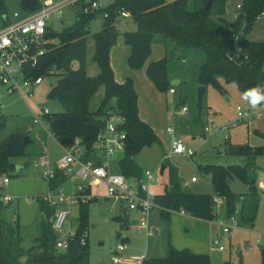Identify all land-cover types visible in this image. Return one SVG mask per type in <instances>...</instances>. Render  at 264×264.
<instances>
[{
	"label": "rangeland",
	"instance_id": "rangeland-1",
	"mask_svg": "<svg viewBox=\"0 0 264 264\" xmlns=\"http://www.w3.org/2000/svg\"><path fill=\"white\" fill-rule=\"evenodd\" d=\"M171 1V0H167ZM241 0H227L225 18L232 21L236 6ZM193 0H190V7ZM4 15L0 12V29L14 22V13H25L20 0H0ZM4 16V17H3ZM75 14L65 10L63 15L53 17L49 25L51 29L60 31L73 24ZM103 19L95 16L90 20V34L86 36V73L95 77L100 70L93 60L95 44L93 34L103 27ZM119 35L116 44L109 55L110 65L117 80L122 81L130 77L137 93V106L141 118L153 129L159 142L146 146L135 156L136 164L144 171L154 173L156 181L150 184L151 194L160 193L167 182L169 171L174 168L178 178L182 181L183 189L188 192L212 194L213 188L210 176L204 173L206 165L246 167L247 179L245 182L234 176L229 180V187L238 195L237 205L241 206L243 200L244 214L253 208L255 219L252 223L243 222L240 214L235 215L238 226L232 229L231 234L221 233L218 223H229L225 207L215 206L217 212L213 220L214 227L209 220L195 218L184 211H174L170 220L165 221L160 217V211L155 208L151 212L150 225H154L156 237L153 239L155 251L148 253V257H155L170 244L176 249L188 248L198 254H208L211 264H227L229 259L242 264H264V155H257L248 159L242 155L230 154L233 147H259L264 145L257 132L264 133V102L255 108L244 98L236 84L226 83L222 77H217L221 88L212 84L206 87L202 100V110L199 113L196 108L198 76L200 65L204 62L203 53L192 48L182 49L175 47L171 40L165 44H155L147 62L139 69H132L127 64L129 47L124 43L122 33L134 31L137 25L130 15L120 14L115 20ZM246 38L251 41L264 39V15H262L246 32ZM167 58V74L169 82L178 80L179 84L171 85L174 92H160L148 79L146 67L150 60ZM43 81L33 89V97L24 101L18 94L4 95L0 100V115L6 117L7 126L0 133V140L12 132L22 131L32 141L28 145L29 154L13 157L11 159L14 170L9 177L7 186H2L3 176H0V195L10 194L13 199L4 205L2 218L7 224L19 227L22 239L21 246L27 250L36 244L40 236L41 210L40 197L48 191V180L43 174L44 168L38 165L40 156L43 155L51 164H56L69 149L62 146L51 135L47 123L41 126L33 122V113L39 114L41 107H46L50 113L58 114L63 107L56 98H48L57 82L54 73L43 74ZM2 89V87H0ZM104 94L102 85L90 98L88 109L96 111ZM182 106L187 107V113L181 114ZM249 108L260 111V117H251L248 120H238L237 107ZM109 107L116 111L114 100ZM174 129V135L180 137L187 149L193 154L167 155L170 153L172 136L167 132V127ZM208 127V131L205 128ZM227 137L226 139L224 137ZM96 158L99 153L95 150ZM121 153L110 159V170L116 172V162ZM165 165L164 173L160 174V166ZM192 176L197 177L196 182H189ZM78 180L71 176L68 183ZM93 188L103 189L104 186ZM105 191V190H104ZM103 194V193H102ZM104 195L98 200L88 203L87 237L89 246V264H113L111 255L119 243L127 245L122 253L126 259L132 255H144L148 246L147 230L141 229L132 220L138 221L140 213L126 208V202L120 199L110 198L104 200ZM125 218L126 221H122ZM80 224L79 206L73 205L70 209L68 221L62 229V234L69 228L75 231ZM224 247L220 251L216 249L214 242ZM252 250H249V248ZM193 248V249H192Z\"/></svg>",
	"mask_w": 264,
	"mask_h": 264
},
{
	"label": "trees",
	"instance_id": "trees-1",
	"mask_svg": "<svg viewBox=\"0 0 264 264\" xmlns=\"http://www.w3.org/2000/svg\"><path fill=\"white\" fill-rule=\"evenodd\" d=\"M207 1L193 0L190 7V0H114L108 9L109 16L103 19L102 29L92 35L95 44L93 60L100 70L95 77L86 73V36L91 33H88L89 23L95 16L78 10L72 25L60 31L50 28L47 36L54 38L56 42L47 47L29 71L34 76L50 73L57 76L52 98L58 99L63 111L46 117L51 135L58 142L65 138L77 140L85 149L82 159H92L96 134L112 114L109 103L114 99L116 113L123 121L120 128L126 134V147L116 162L115 173L122 174L125 178L141 177L143 170L136 164L135 156L142 148L158 143L159 140L151 126L139 118L137 93L132 79L126 77L123 82H117L110 65V51L119 35L115 20L122 12L130 15L137 25L136 30L122 33L124 43L130 49L127 57L130 68H141L151 56L154 44H165L167 40H171L175 47L192 48L204 54L198 85L207 87L212 84L221 88L217 77H222L226 83L236 84L243 93L256 86L264 87V39L251 41L246 38V32L264 15V0H241L240 8L235 10L236 17L232 21L225 18L227 0H212L210 10H205ZM24 9L25 13L30 12ZM0 12L4 15L1 6ZM243 25L244 34L238 40L242 46V56L236 62H231L226 55L234 45V36ZM244 55L247 56L246 59L243 58ZM146 75L160 92L166 93L173 89L167 77L166 57L148 62ZM100 85L104 88L103 98L97 110L90 111L89 100ZM6 126V117L0 115V133ZM257 134L264 139V133ZM23 137L22 131H17L0 140V176L10 177L14 170L11 162L13 157L29 154L30 143H24ZM228 152L247 157L249 163L250 158L264 155V145L231 146ZM96 162L99 163V160ZM203 171L210 176L212 194L185 191L177 171L170 169L162 192L154 194V203L160 211V217L169 221L172 212L184 211L192 217L213 221L217 216L213 198L219 197L228 217L240 214L243 222L252 223L255 209L245 215V200L241 206L237 205L238 195L229 187V180L234 176L249 182L246 167L206 165ZM67 182L68 175L57 170L55 177L48 181V186L55 189ZM91 190L102 193L105 187ZM88 203L78 205L80 224L70 240L69 248L60 251L54 247L57 234L51 226L54 213L52 207L40 200V236L36 239V244L25 250L21 246L18 224H7L4 221L1 215L4 204L0 202V264H89L86 233ZM141 264L211 262L208 254L194 253L188 248L176 249L168 244L164 256L145 257ZM227 264L239 263L229 259Z\"/></svg>",
	"mask_w": 264,
	"mask_h": 264
},
{
	"label": "built area",
	"instance_id": "built-area-1",
	"mask_svg": "<svg viewBox=\"0 0 264 264\" xmlns=\"http://www.w3.org/2000/svg\"><path fill=\"white\" fill-rule=\"evenodd\" d=\"M114 0H37V6L34 11L26 12L20 15L14 13V22H10L0 29V100L4 95L18 94L24 101L33 97V89L42 83V76H34L30 73L31 65L35 64L37 58L43 55L48 46L54 44L56 40L48 37L49 25L53 17L63 15L67 9L73 14L81 11L84 14L100 16L106 19L109 16L108 9ZM240 5L236 6L239 9ZM122 15H127L122 12ZM234 17H236V12ZM244 34V25L239 33L234 36V45L227 53V59L236 62L242 56V46L239 44V37ZM32 59L29 62L27 59ZM247 58L246 55L243 56ZM170 89V92H173ZM1 107V104H0ZM238 120H248L251 117H260V111H253L249 108L237 107ZM181 114L187 113V107L182 106ZM52 113L44 106L40 108L39 114L33 113V122L43 126L46 123V117H51ZM121 118L116 111L105 120L103 127L97 132L94 143V155L92 159L83 160L85 153L83 146L75 144L64 151V154L56 164H51L43 155L40 156L38 165L44 168L43 174L49 181L55 177L57 170L64 171L68 175V179L74 176L78 181L74 183V190L67 192L63 187L48 188V191L40 197V200L48 204L54 209L51 219L52 229L56 232L55 249L66 251L69 248L70 240L74 236L75 231L69 228L67 232L62 234V229L68 221L70 209L73 205L88 203L94 198L104 195V198H114L124 200L125 206L129 210H136L140 213V218L136 224L141 229L149 230L151 212L157 207L154 203V195L151 194L149 186L156 181L155 175L149 170H144L141 177L125 178L122 174L112 172L110 169V159L117 154H123L126 147V134L120 128L122 124ZM208 131V127L205 128ZM167 132L172 136L170 143V155H192L193 152L187 149L180 137L174 135V129L167 127ZM227 138L226 136L224 137ZM95 150L99 155L96 158ZM99 160V163L96 162ZM196 176L190 178V182H195ZM10 179L4 175L2 186H7ZM103 185L105 191L103 194H94L92 188L94 186ZM264 190V184L261 185ZM90 190V191H87ZM13 196L10 194L0 195V202L4 205L11 202ZM216 206L222 205L219 197L213 198ZM238 206L236 207V212ZM235 215L228 217L229 223L225 221L219 222L222 233L231 234L232 229L238 226ZM84 243V239H82ZM218 249L223 250L224 247L214 242ZM127 245L123 243L117 244L114 254L111 255L113 264H141L145 255H132L126 259L122 258V253L126 250ZM249 250H252L250 247Z\"/></svg>",
	"mask_w": 264,
	"mask_h": 264
},
{
	"label": "water",
	"instance_id": "water-1",
	"mask_svg": "<svg viewBox=\"0 0 264 264\" xmlns=\"http://www.w3.org/2000/svg\"><path fill=\"white\" fill-rule=\"evenodd\" d=\"M21 2V5L28 9L29 11H34L36 9V6H37V0H20ZM211 4H212V0H208L206 5L204 6V9L205 10H210L211 8ZM90 32V30H88V33ZM29 62H32V59L28 58L27 59ZM179 83L178 80H173L170 82V85H177ZM205 92H206V87L203 86V85H199L198 86V90H197V102H196V108L198 110V112L200 113L203 106H202V100H203V97L205 95ZM54 96V91H51L49 94H48V98H52ZM23 141L24 143H31L32 141L29 139L28 136H25L23 137ZM59 144L62 145V146H72L75 144V140L74 139H71V138H65V139H61L59 141ZM164 170H165V165H161L160 166V174L162 175L164 173ZM105 201L109 200V198H104ZM122 221H126L125 218L122 219ZM136 221L135 220H132L131 221V224H135ZM239 264H242V260L239 259Z\"/></svg>",
	"mask_w": 264,
	"mask_h": 264
},
{
	"label": "crops",
	"instance_id": "crops-1",
	"mask_svg": "<svg viewBox=\"0 0 264 264\" xmlns=\"http://www.w3.org/2000/svg\"><path fill=\"white\" fill-rule=\"evenodd\" d=\"M155 45V44H154ZM153 45V46H154ZM153 46H152V48H153ZM155 60H157V59H155ZM150 61H154V60H150ZM149 61V62H150ZM168 77V80L170 79V77L169 76H167ZM115 78V77H114ZM125 79V78H124ZM124 79L122 80V81H120V80H117L116 78H115V80L117 81V82H119V83H121V82H123L124 81ZM179 84V83H178ZM134 85V84H133ZM135 89V88H134ZM174 92V91H173ZM114 100V99H113ZM115 102V101H114ZM138 115H139V112H138ZM139 118L142 120V121H144V122H146L143 118H141L140 117V115H139ZM147 123V122H146ZM148 124V123H147ZM152 128V127H151ZM193 177V176H192ZM197 181V180H196ZM195 181V182H196ZM189 182H190V180H189ZM192 183V182H191ZM72 183H66L64 186H62L65 190H68L69 191V189H71L70 188V186H72L71 185ZM152 184V183H151ZM48 188H49V186H48ZM149 188H150V186H149ZM262 189V188H261ZM94 194H101V193H95L94 191H92ZM103 193V192H102ZM156 194V193H155ZM154 195V194H153ZM216 206V205H215ZM222 206V205H221ZM221 206H219V207H221ZM136 224V223H135ZM210 224L212 225V227H214L215 226V224H213V221H210ZM238 224V223H237ZM149 225H150V223H149ZM151 227L152 228H149V230L147 231V237H148V246H147V249H146V252H145V257H148V253H154V251H155V246H154V242H153V239H155V237H156V231L157 230H155V228H154V225L153 224H151ZM218 227H219V231L222 233V231H221V227H220V225H219V223H218ZM219 244V243H218ZM167 248V247H166ZM193 249V248H192ZM216 249H218V247L216 246ZM218 250H220V249H218ZM224 250V249H223ZM193 251H196V250H193ZM192 251V252H193ZM220 251H222V250H220ZM165 253H166V249H164V250H161V253L158 255V256H155V257H161V256H164L165 255ZM194 253H196V252H194Z\"/></svg>",
	"mask_w": 264,
	"mask_h": 264
},
{
	"label": "clouds",
	"instance_id": "clouds-1",
	"mask_svg": "<svg viewBox=\"0 0 264 264\" xmlns=\"http://www.w3.org/2000/svg\"><path fill=\"white\" fill-rule=\"evenodd\" d=\"M244 98L249 101L251 107L255 108L261 102H264V87L256 86L247 89L244 92Z\"/></svg>",
	"mask_w": 264,
	"mask_h": 264
}]
</instances>
